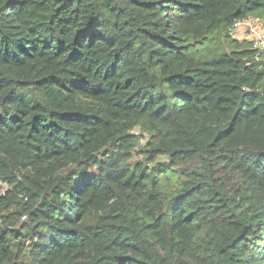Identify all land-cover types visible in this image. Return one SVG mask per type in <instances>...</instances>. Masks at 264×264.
<instances>
[{
    "label": "trees",
    "instance_id": "16d2710c",
    "mask_svg": "<svg viewBox=\"0 0 264 264\" xmlns=\"http://www.w3.org/2000/svg\"><path fill=\"white\" fill-rule=\"evenodd\" d=\"M245 18L264 0H0V264H264Z\"/></svg>",
    "mask_w": 264,
    "mask_h": 264
},
{
    "label": "built area",
    "instance_id": "2783aa9c",
    "mask_svg": "<svg viewBox=\"0 0 264 264\" xmlns=\"http://www.w3.org/2000/svg\"><path fill=\"white\" fill-rule=\"evenodd\" d=\"M240 30H242L243 35L238 40L248 41L251 44V49L255 52V61H259L260 55L264 53L263 21L253 18H245L233 22L228 28V32L232 34V36Z\"/></svg>",
    "mask_w": 264,
    "mask_h": 264
},
{
    "label": "rangeland",
    "instance_id": "374dc122",
    "mask_svg": "<svg viewBox=\"0 0 264 264\" xmlns=\"http://www.w3.org/2000/svg\"><path fill=\"white\" fill-rule=\"evenodd\" d=\"M245 34H246V33H245ZM229 35H230L234 40H236L237 42H239V43L242 42V41H239V40H238V39L243 35L242 30H240L239 32L234 33V34H233L234 36H232V34H230V33H229ZM134 133H136L137 135L139 134V132H138L137 130H136ZM145 140H146L145 137L142 138V139L140 140V142H139V144H138L139 146H137V147L135 148L136 151L141 150V147L144 145ZM132 154H133V158H134L135 160H138V159H137L138 157L136 156L135 151H133ZM5 190H6V186H5L4 184H0V195H3V194L5 193ZM2 193H3V194H2ZM21 221H23V218L21 219Z\"/></svg>",
    "mask_w": 264,
    "mask_h": 264
},
{
    "label": "clouds",
    "instance_id": "9594fccd",
    "mask_svg": "<svg viewBox=\"0 0 264 264\" xmlns=\"http://www.w3.org/2000/svg\"><path fill=\"white\" fill-rule=\"evenodd\" d=\"M262 21V20H261ZM264 24V23H263ZM242 42H248V41H242ZM249 43V42H248ZM250 44V43H249ZM250 47H251V44H250ZM253 51V50H252ZM255 53V52H254ZM255 55V54H254ZM262 55V54H261ZM261 55H260V59H261ZM260 61V60H259Z\"/></svg>",
    "mask_w": 264,
    "mask_h": 264
}]
</instances>
